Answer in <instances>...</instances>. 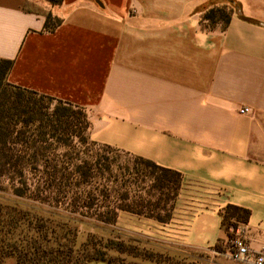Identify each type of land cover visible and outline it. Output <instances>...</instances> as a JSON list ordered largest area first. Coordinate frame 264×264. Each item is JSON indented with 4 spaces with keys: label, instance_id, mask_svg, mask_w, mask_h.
Here are the masks:
<instances>
[{
    "label": "crops",
    "instance_id": "1",
    "mask_svg": "<svg viewBox=\"0 0 264 264\" xmlns=\"http://www.w3.org/2000/svg\"><path fill=\"white\" fill-rule=\"evenodd\" d=\"M221 1L64 0L50 33L46 1L0 0V58L10 84L83 110L93 142L180 175L167 220L119 211L122 229L195 264H252L228 256L222 215L248 210L238 226L264 251V0L204 29Z\"/></svg>",
    "mask_w": 264,
    "mask_h": 264
},
{
    "label": "rangeland",
    "instance_id": "2",
    "mask_svg": "<svg viewBox=\"0 0 264 264\" xmlns=\"http://www.w3.org/2000/svg\"><path fill=\"white\" fill-rule=\"evenodd\" d=\"M32 1L29 8L39 9L38 0ZM26 96H30L42 109L43 120L39 124L18 128L23 129L24 134L21 137L23 141L16 148L35 155L26 157V163L33 162L38 169L27 176L25 184L12 179L11 175L0 176V205L28 211L32 218L39 216L44 221L50 218L65 222L70 228L76 229L77 248L92 235L96 238L121 241L126 245L133 243L140 250L162 256L153 261L120 254L122 264H195V256L181 249L166 250L163 246L131 234L130 230L122 229L117 223L118 215L115 222L111 223L98 219L100 215L122 207L134 208L141 200L144 204H154L157 195L150 188L151 176L155 173L152 169L127 154L92 143L88 131L82 125L85 114L83 110L47 98L41 100L29 94ZM61 112L68 115L66 119L60 120L62 123L58 122ZM14 139L15 135L10 136L8 146H13ZM84 161L89 162L83 169L89 174L85 179L75 171ZM46 168L48 173L53 168L59 171L54 181L46 180ZM52 173L54 171L50 174ZM164 206H170L165 197L157 207L158 212H164ZM25 225H29V222L26 221ZM73 264L108 262L81 258Z\"/></svg>",
    "mask_w": 264,
    "mask_h": 264
},
{
    "label": "trees",
    "instance_id": "3",
    "mask_svg": "<svg viewBox=\"0 0 264 264\" xmlns=\"http://www.w3.org/2000/svg\"><path fill=\"white\" fill-rule=\"evenodd\" d=\"M45 1L49 4L50 10L45 15L43 31L51 33L63 22V18L54 13L53 10L61 7L64 0ZM238 11V4L232 0L208 4L202 10V27L206 30L225 31L232 17ZM12 67V60L0 58V176L11 175L12 179H17L25 184L27 176L38 168L33 162L26 163V157L35 155H29L27 151L16 148V145L23 141L21 137L24 134L23 129L18 128L39 124L43 120L42 109L26 94L39 97L41 100L54 99L10 84L7 78ZM65 104L72 106L70 103ZM59 116L58 122L62 123L60 120L66 119L68 115L61 112ZM65 123L70 125L68 121ZM82 125H84L85 131H88L90 123L85 114ZM12 135H15V139L12 141L13 146L11 147L8 146V140ZM92 143L99 145L95 142ZM102 147L112 149L108 146ZM136 159L152 169L153 173L155 172L152 176L149 175L152 177L150 188L155 190L157 195L154 204L151 202L144 204L141 200L142 205L137 203L138 205L133 206L134 208L122 207L106 215H100L98 218L100 221L115 222L119 211L144 215L159 221H165L169 218L170 207L164 206L162 208L164 212H158L157 209L159 208L157 207L164 197L169 205L174 200L181 182L180 175L150 161ZM87 165L89 162L84 161L75 168L76 173L83 179L89 175L83 170ZM47 171L48 168H46V180L54 181L59 171L54 168L50 171V173L54 171L52 174ZM151 205L153 206L151 207ZM222 216L223 224L229 231L231 227L236 229L239 224L246 223L249 212L236 206H229ZM26 221L29 222L27 226L25 225ZM76 235V229L70 228L65 222H57L50 218L44 221L39 216L32 218L28 211L13 206L0 205V264H73L81 258L99 259L107 261L108 264H122L120 254H125L130 258L142 257L153 261L162 257L160 254H154L148 250H140L133 243L126 245L121 241L96 238L92 235L77 248Z\"/></svg>",
    "mask_w": 264,
    "mask_h": 264
},
{
    "label": "built area",
    "instance_id": "4",
    "mask_svg": "<svg viewBox=\"0 0 264 264\" xmlns=\"http://www.w3.org/2000/svg\"><path fill=\"white\" fill-rule=\"evenodd\" d=\"M249 111L250 108L244 107L239 110V113L246 114ZM226 252L235 261H251L252 264H264V251L255 253L250 250L246 244L245 230L242 226L232 229V235L226 244Z\"/></svg>",
    "mask_w": 264,
    "mask_h": 264
}]
</instances>
